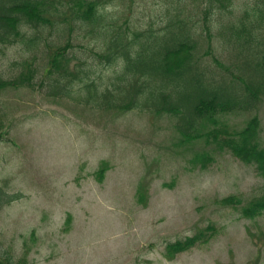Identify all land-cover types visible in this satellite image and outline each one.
I'll return each instance as SVG.
<instances>
[{
  "label": "rangeland",
  "instance_id": "obj_1",
  "mask_svg": "<svg viewBox=\"0 0 264 264\" xmlns=\"http://www.w3.org/2000/svg\"><path fill=\"white\" fill-rule=\"evenodd\" d=\"M89 1L99 4L103 27L111 23L142 35L149 29L162 32L171 14H177L179 0ZM182 1L188 5L180 18L207 40L204 3ZM253 6L252 0H233L230 9L208 19L210 40L202 41L198 53L210 77L218 78L219 71L212 56L205 55L208 45L235 75L236 63L250 58L219 38L217 29ZM54 20L71 24L62 17ZM53 30L44 36L56 42ZM78 34L76 27L72 36ZM77 37L74 44L83 48L71 51L72 64L85 62L103 78L113 73L89 53L103 38ZM28 58L21 44L0 46V73L9 77L12 63ZM31 61L44 67L39 55ZM255 108L219 114L216 120L231 131L256 117L264 149V96ZM0 121L7 132L0 141V187L16 196L0 206L3 264H264V213L253 219L241 216L242 208L261 195L264 178L211 141L182 143L175 117L138 110L97 112L51 97L38 86L2 91ZM202 155L210 157L205 168L198 162ZM230 196L239 203L223 205ZM202 231L210 235L206 242L167 256L169 244Z\"/></svg>",
  "mask_w": 264,
  "mask_h": 264
},
{
  "label": "trees",
  "instance_id": "obj_2",
  "mask_svg": "<svg viewBox=\"0 0 264 264\" xmlns=\"http://www.w3.org/2000/svg\"><path fill=\"white\" fill-rule=\"evenodd\" d=\"M252 1L253 7H247L235 21L223 22L217 29L219 38L235 45L239 52L246 51L250 58L236 63L239 74L235 75L228 67H223L220 54L208 45L205 55L212 56L219 71L218 78H214L200 63L198 52L202 41L210 40L208 19L215 11L230 9L233 0H202L207 40L192 30L188 20L180 18L182 9L188 5L182 0L177 2V14H171L162 32L149 29L142 35L134 31L127 34L111 23L109 28L107 24L103 27L102 17L97 13L99 4L94 1L0 0V46L21 44L30 54V58L12 63L15 69L9 77L0 73V94L7 89L33 90L44 86L51 97L66 98L97 112L138 110L167 114L176 118V130L182 143L197 139L211 141L218 150L228 151L241 163L253 166L264 178L259 120L254 117L243 129L231 131L216 120L219 114L252 111L264 96V51L259 56L264 37L258 38L264 26V0ZM55 17H62V22L69 19L71 24H58ZM54 26L56 42L44 36L45 31ZM76 27L77 36L103 38L97 47L91 46L89 53L97 61L91 59L92 62L113 70L106 78L93 74L85 62L72 64L71 51L75 46L83 48L74 44L79 40L72 36ZM41 45L43 47L36 51ZM35 55H39L44 64L42 70L39 64L31 61ZM1 122L0 141H3L7 139V132H3L4 123ZM209 160L210 157L200 156V167L205 168ZM15 197L7 195L0 187V206ZM233 197L221 203L238 204ZM263 213L264 184L261 195L242 208L241 216L253 219ZM212 231V227L206 228L207 233ZM206 232L169 244L165 248L167 256L206 242L210 236ZM0 264L3 263L0 261Z\"/></svg>",
  "mask_w": 264,
  "mask_h": 264
},
{
  "label": "bare ground",
  "instance_id": "obj_3",
  "mask_svg": "<svg viewBox=\"0 0 264 264\" xmlns=\"http://www.w3.org/2000/svg\"><path fill=\"white\" fill-rule=\"evenodd\" d=\"M187 136H188V135H187ZM206 143H207V142H206ZM219 143H220V142H219ZM217 144H218V143H217ZM217 144H216V145H217ZM207 145L209 146V144H207ZM208 148H209V147H208ZM201 152H202V151H201Z\"/></svg>",
  "mask_w": 264,
  "mask_h": 264
}]
</instances>
